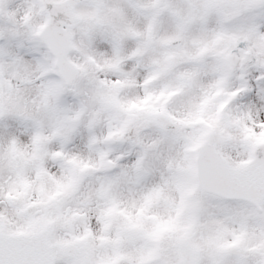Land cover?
<instances>
[{
	"label": "snow or ice",
	"instance_id": "6c2138e0",
	"mask_svg": "<svg viewBox=\"0 0 264 264\" xmlns=\"http://www.w3.org/2000/svg\"><path fill=\"white\" fill-rule=\"evenodd\" d=\"M0 264H264V0H0Z\"/></svg>",
	"mask_w": 264,
	"mask_h": 264
}]
</instances>
